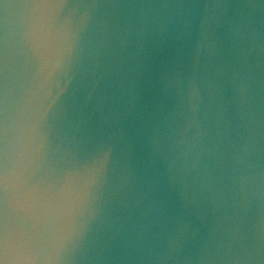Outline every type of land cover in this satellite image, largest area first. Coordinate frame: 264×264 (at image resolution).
Returning <instances> with one entry per match:
<instances>
[{"label": "water", "instance_id": "water-1", "mask_svg": "<svg viewBox=\"0 0 264 264\" xmlns=\"http://www.w3.org/2000/svg\"><path fill=\"white\" fill-rule=\"evenodd\" d=\"M0 264H264V0H0Z\"/></svg>", "mask_w": 264, "mask_h": 264}]
</instances>
